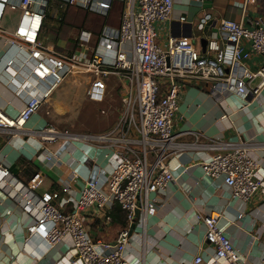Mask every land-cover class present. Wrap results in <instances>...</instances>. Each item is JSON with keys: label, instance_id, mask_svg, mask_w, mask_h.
Masks as SVG:
<instances>
[{"label": "built area", "instance_id": "obj_1", "mask_svg": "<svg viewBox=\"0 0 264 264\" xmlns=\"http://www.w3.org/2000/svg\"><path fill=\"white\" fill-rule=\"evenodd\" d=\"M50 1L0 0V40L13 49L0 79L23 100L16 115L0 109V133L36 135L41 160L51 163L58 161V153L50 152L47 144L63 138L59 150L66 151L70 143L79 141L83 145L79 163L91 160L92 165L76 195L71 193L80 178L76 169L61 180V191L38 194L44 181L42 171L23 182L0 165V190L29 217L24 241L36 236L51 247L68 236L71 246L64 258L69 264H128L124 253L130 243V225H141L155 214L159 193L175 180L167 159L186 146L175 141L173 133L180 89L186 83H204L215 100L233 98L242 105L257 97L264 88V17L251 20V26L221 18L201 53L193 36L170 35L165 45L158 42L156 25L171 19L173 0H56L55 15L76 7L106 16L114 2L122 5L117 26L104 24L94 44L91 31L81 29L76 48L62 52L43 35ZM254 1L244 0L243 9ZM6 11L16 13L11 32L4 28ZM212 18L211 12L203 13L195 29L203 31ZM178 21L186 22L185 16L180 15ZM253 54L262 59L255 69L246 64ZM72 77L88 85L86 96L97 103L105 99L111 78L117 81L121 107L113 126L96 134L62 132L48 124L26 130L30 118ZM256 78L259 81L253 85ZM203 146L210 152L197 162L202 174L222 178L230 197L247 201L261 189L264 178L256 175L258 162L243 143L211 139ZM98 149L108 150L104 156L110 170L95 163L92 153ZM116 205L125 212L126 227L113 241L94 239L84 216L109 223ZM219 217L217 211L195 213L196 223L205 228L203 243L213 250L214 260L241 264L242 254L219 226ZM202 260L197 254L191 264Z\"/></svg>", "mask_w": 264, "mask_h": 264}, {"label": "crops", "instance_id": "obj_2", "mask_svg": "<svg viewBox=\"0 0 264 264\" xmlns=\"http://www.w3.org/2000/svg\"><path fill=\"white\" fill-rule=\"evenodd\" d=\"M243 4L244 0H203L202 3L173 0L171 19L156 25L157 40L165 45L170 35L193 36L196 37L194 43L197 49L204 53L200 39H210L217 31L216 25L221 18L251 26V20L264 17V0L249 3L245 10ZM205 12H211L213 18L203 31H197L195 23ZM180 15L185 16L184 23L191 24V29L178 21ZM12 52L13 49H8V45L0 40V72ZM261 62L262 59L255 54L246 60L247 66L252 69ZM69 83L73 82H64L55 92L59 93ZM83 83L85 87L77 89L75 98L78 91L86 95L88 85ZM68 100L53 101L51 97L49 103L30 118L25 129L35 131L48 124L53 109L61 112L68 110ZM22 107L23 100L12 93L4 79H0V109L9 115H16ZM173 122L175 141L186 143L185 148L167 159L175 180L159 193L155 214L141 225L136 223L130 230V243L124 253L127 263L191 264L194 256L201 254L203 260L200 264H225L222 260H214L213 250L203 243L204 225L195 221V213L217 211L220 214L219 226L242 254L241 264H261L264 252V184L249 200L235 199L230 197L222 178L205 177L197 162L208 156L210 151L203 144L211 139L239 142L258 162L256 175L264 178V88L257 97L249 98L248 103L242 105L233 98L215 100L204 83H186L179 91ZM38 140L34 134L11 136L0 133V165L10 167L14 163L17 169L14 175L24 182L36 171H42L44 181L36 190L38 194L61 191V180L68 178L69 173L76 169L80 178L71 190L76 195L92 165L91 160L85 163L78 161L83 145L71 146L73 143H70L67 151H60L61 144H47L50 152L58 153V161L51 163L41 160L42 150ZM105 152L108 153V150L99 154L94 152L92 156L97 165L110 170ZM21 157L32 165L34 173L31 176L19 167ZM62 194L60 192V196ZM69 207V204L66 205V209ZM7 210H10L9 214ZM83 219L94 239L113 241L120 230L114 221H93L89 215ZM28 222V215L0 190V264H69L64 255L71 246L70 238L65 236L51 247L36 236L26 242L24 235Z\"/></svg>", "mask_w": 264, "mask_h": 264}, {"label": "rangeland", "instance_id": "obj_3", "mask_svg": "<svg viewBox=\"0 0 264 264\" xmlns=\"http://www.w3.org/2000/svg\"><path fill=\"white\" fill-rule=\"evenodd\" d=\"M114 3L117 4H114L109 15V20L107 21L108 25L111 26H117L119 24L120 14L122 10L117 1ZM80 9L82 8H69L66 22L74 18L77 19V16L81 17V14H79L78 12V10ZM90 14H92V17L96 18L105 17L94 12H91ZM15 20L16 13L6 11L4 16V28L9 32L13 31L16 24ZM66 30L67 31L65 33V39L67 41H71L70 39H75L81 29H78V27L76 29L68 25ZM66 40L65 42H67ZM65 45L66 43L63 44V46ZM68 81L73 83L65 84V87L62 91H59V93L55 92L52 96L53 101L69 99L66 104L68 110L61 112L59 109H53L51 113L53 116L49 117L48 125H51L56 130L62 132L92 134L102 132L103 130H106L107 128L113 126L121 107L117 81L114 78H111L106 97L102 102L99 103L88 100L83 91H78L77 98H75V92H77V89L79 87H85V84L83 83V80L78 77H72L66 82ZM258 81L259 79L256 78L253 80L252 84L255 85ZM74 98L76 99V101H74ZM46 105L47 104H45L44 106ZM49 108L52 109L51 106H49ZM101 110L105 111V113H101ZM62 139H58L55 143H53V145H60L63 142ZM78 143L81 142H74L71 146H76ZM94 152L99 154L102 151L98 149L93 151V153Z\"/></svg>", "mask_w": 264, "mask_h": 264}, {"label": "trees", "instance_id": "obj_4", "mask_svg": "<svg viewBox=\"0 0 264 264\" xmlns=\"http://www.w3.org/2000/svg\"><path fill=\"white\" fill-rule=\"evenodd\" d=\"M114 4L117 3H113L111 5L110 10L108 11L107 15L104 18L92 17V14H90L91 12L80 9L78 10V12L79 14H81V17L77 16V19L75 18L71 19L72 22L71 20H69L70 22L69 21L66 22L67 15L69 13L68 9L71 7H69L66 11L63 12L59 11L58 15L57 14L55 15L56 9L58 7V1L56 0L50 1L48 5L49 8L47 10L46 18L43 25V35L47 37L46 39L47 42L51 43L57 50L62 52L73 51L76 48V39H70L71 41H67L65 39V33L67 31L66 28L69 25L70 27H74L76 29L78 27V29H86L91 31L92 33L91 43L94 44V42L97 40V36L101 27L104 24H108L107 21L109 20V15ZM118 5H120L122 8L120 2H118ZM65 40L67 42H65ZM64 43H66L65 46H63ZM162 89L163 87H161V90ZM18 165L19 167L21 166L20 168L22 169V171L26 172L27 174H30V176L32 175V173H34L33 169L31 168L32 165L30 163L27 164L24 158L22 157L19 158ZM29 179L30 178H28V180ZM111 219L120 226V230L125 228L127 225L125 212L122 209H120L117 205L114 206L111 210Z\"/></svg>", "mask_w": 264, "mask_h": 264}, {"label": "water", "instance_id": "obj_5", "mask_svg": "<svg viewBox=\"0 0 264 264\" xmlns=\"http://www.w3.org/2000/svg\"><path fill=\"white\" fill-rule=\"evenodd\" d=\"M184 24H185V26L188 27V29H191V24H189V23H184ZM200 45H201V47H202V50H204L205 45H206V39H205V38H201V39H200ZM8 168H9V170H10L11 172H13V174H15L16 171H17V169H16L14 163H13L10 167H8ZM137 214H138V213H136V215H137ZM134 226H135V223H132V224L130 225V230H132V229L134 228Z\"/></svg>", "mask_w": 264, "mask_h": 264}]
</instances>
